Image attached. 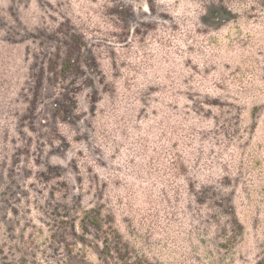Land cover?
Wrapping results in <instances>:
<instances>
[{"label":"rangeland","instance_id":"obj_1","mask_svg":"<svg viewBox=\"0 0 264 264\" xmlns=\"http://www.w3.org/2000/svg\"><path fill=\"white\" fill-rule=\"evenodd\" d=\"M0 264H264V0H0Z\"/></svg>","mask_w":264,"mask_h":264}]
</instances>
